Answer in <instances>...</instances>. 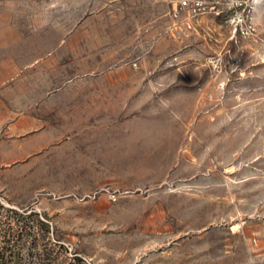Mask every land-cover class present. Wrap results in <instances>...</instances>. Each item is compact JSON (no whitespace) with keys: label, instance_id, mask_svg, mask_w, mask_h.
I'll return each mask as SVG.
<instances>
[{"label":"rangeland","instance_id":"rangeland-1","mask_svg":"<svg viewBox=\"0 0 264 264\" xmlns=\"http://www.w3.org/2000/svg\"><path fill=\"white\" fill-rule=\"evenodd\" d=\"M179 1L0 0L11 264H264V0Z\"/></svg>","mask_w":264,"mask_h":264},{"label":"trees","instance_id":"trees-1","mask_svg":"<svg viewBox=\"0 0 264 264\" xmlns=\"http://www.w3.org/2000/svg\"><path fill=\"white\" fill-rule=\"evenodd\" d=\"M27 222L23 218L19 219L18 223H20V226H18L17 230H14V228H8L5 230L3 235L0 234V237L3 238L5 242V245L0 247V264H11L12 261L9 260L6 255L8 254V256H15V250L19 246L20 242L27 239L30 235L28 234V229H30V226H28ZM40 224L42 226L45 225L42 221H40ZM76 260L81 261L78 258Z\"/></svg>","mask_w":264,"mask_h":264},{"label":"built area","instance_id":"built-area-1","mask_svg":"<svg viewBox=\"0 0 264 264\" xmlns=\"http://www.w3.org/2000/svg\"><path fill=\"white\" fill-rule=\"evenodd\" d=\"M180 4V8L181 9H186L189 10V12H193L194 16L200 14V12H203V10H205V1L204 0H180L179 1ZM179 11L177 9H175L174 11V15L175 16H179ZM243 17V16H242ZM244 20V19H242ZM189 26V24H188ZM244 29H242V27H240V32H243ZM236 31H238V28L236 29ZM254 31L253 27L248 26L247 29V34L252 35Z\"/></svg>","mask_w":264,"mask_h":264}]
</instances>
